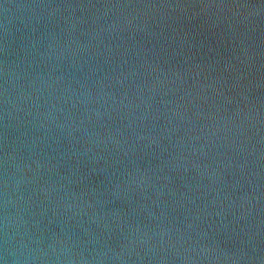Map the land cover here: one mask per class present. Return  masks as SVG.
<instances>
[{
	"label": "water",
	"instance_id": "1",
	"mask_svg": "<svg viewBox=\"0 0 264 264\" xmlns=\"http://www.w3.org/2000/svg\"><path fill=\"white\" fill-rule=\"evenodd\" d=\"M0 264H264V0H0Z\"/></svg>",
	"mask_w": 264,
	"mask_h": 264
}]
</instances>
